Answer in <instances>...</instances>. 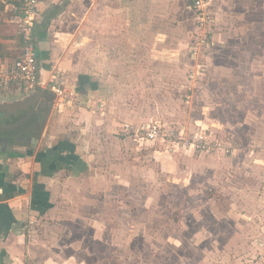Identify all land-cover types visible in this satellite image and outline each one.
<instances>
[{
	"label": "crops",
	"instance_id": "obj_1",
	"mask_svg": "<svg viewBox=\"0 0 264 264\" xmlns=\"http://www.w3.org/2000/svg\"><path fill=\"white\" fill-rule=\"evenodd\" d=\"M17 2L0 0V65L21 50ZM38 11V74H58L69 97L0 87L16 109L0 124V264H84L100 228L88 204L122 179L121 127L175 114L174 87L196 82L179 79L189 33L179 0H39ZM209 47H188L187 71Z\"/></svg>",
	"mask_w": 264,
	"mask_h": 264
},
{
	"label": "rangeland",
	"instance_id": "obj_2",
	"mask_svg": "<svg viewBox=\"0 0 264 264\" xmlns=\"http://www.w3.org/2000/svg\"><path fill=\"white\" fill-rule=\"evenodd\" d=\"M204 1L211 16L203 25L210 47L199 72L191 64L197 72L189 77L196 82L175 86L177 112L154 120L176 140L132 136L128 140L133 142L122 143L127 150L114 155L120 163L119 187L88 204L95 208L100 228L92 230L84 264L262 260L264 0ZM179 5L189 33L179 77L183 81L191 71L188 47L199 21L193 0H179ZM49 85L44 87L53 91ZM65 94L69 97L67 88ZM182 133L188 138L198 133L204 142L184 145L178 141ZM36 139L30 144L25 139L23 146L34 145Z\"/></svg>",
	"mask_w": 264,
	"mask_h": 264
},
{
	"label": "built area",
	"instance_id": "obj_3",
	"mask_svg": "<svg viewBox=\"0 0 264 264\" xmlns=\"http://www.w3.org/2000/svg\"><path fill=\"white\" fill-rule=\"evenodd\" d=\"M39 0H18L14 5L13 20L17 25L19 38L21 40V50L19 55L8 65H0V87H19L24 89H33L37 86H48L59 96L65 97V90L61 84H58L56 75L49 81L40 78L38 44L35 34V23L38 15ZM193 7L197 9L198 29L191 33L192 52L197 53L199 49L208 46L209 31L203 28L204 21L211 16L207 11V4L204 0H193ZM195 72L190 73L194 77ZM120 134L127 137L143 140H157L166 135L168 140H176V137H168L166 128L157 122H141L139 124L124 123L120 129ZM180 142L184 145H201V137L194 133L190 138L186 134H180ZM260 262V261H258ZM260 264H264V255Z\"/></svg>",
	"mask_w": 264,
	"mask_h": 264
},
{
	"label": "trees",
	"instance_id": "obj_4",
	"mask_svg": "<svg viewBox=\"0 0 264 264\" xmlns=\"http://www.w3.org/2000/svg\"><path fill=\"white\" fill-rule=\"evenodd\" d=\"M40 87V86H38ZM36 87V88H38ZM16 109L7 105H2L0 103V112L3 111V117L0 118V124L5 121V120H12L13 119V115L15 114L14 111ZM6 116V117H5ZM5 117V118H4Z\"/></svg>",
	"mask_w": 264,
	"mask_h": 264
},
{
	"label": "flooded vegetation",
	"instance_id": "obj_5",
	"mask_svg": "<svg viewBox=\"0 0 264 264\" xmlns=\"http://www.w3.org/2000/svg\"><path fill=\"white\" fill-rule=\"evenodd\" d=\"M3 139V138H2ZM4 141V140H3Z\"/></svg>",
	"mask_w": 264,
	"mask_h": 264
}]
</instances>
